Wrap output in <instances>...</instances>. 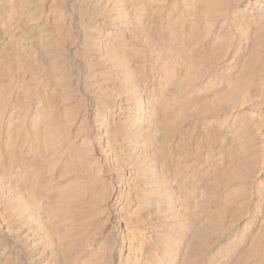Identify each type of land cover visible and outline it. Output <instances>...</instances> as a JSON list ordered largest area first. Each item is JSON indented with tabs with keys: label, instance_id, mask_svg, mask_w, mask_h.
Segmentation results:
<instances>
[{
	"label": "bare ground",
	"instance_id": "bare-ground-1",
	"mask_svg": "<svg viewBox=\"0 0 264 264\" xmlns=\"http://www.w3.org/2000/svg\"><path fill=\"white\" fill-rule=\"evenodd\" d=\"M0 264H264V0H0Z\"/></svg>",
	"mask_w": 264,
	"mask_h": 264
}]
</instances>
